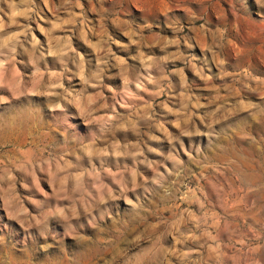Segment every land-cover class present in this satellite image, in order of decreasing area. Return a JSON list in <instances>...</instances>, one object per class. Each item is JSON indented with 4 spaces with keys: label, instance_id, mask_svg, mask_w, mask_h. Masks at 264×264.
Segmentation results:
<instances>
[{
    "label": "rangeland",
    "instance_id": "1",
    "mask_svg": "<svg viewBox=\"0 0 264 264\" xmlns=\"http://www.w3.org/2000/svg\"><path fill=\"white\" fill-rule=\"evenodd\" d=\"M0 264H264V0H0Z\"/></svg>",
    "mask_w": 264,
    "mask_h": 264
}]
</instances>
